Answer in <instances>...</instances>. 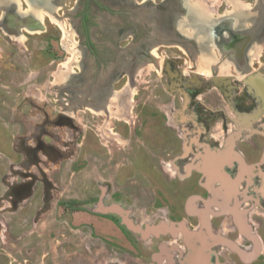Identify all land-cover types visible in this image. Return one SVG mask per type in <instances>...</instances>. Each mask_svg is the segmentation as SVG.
Masks as SVG:
<instances>
[{
  "label": "flooded vegetation",
  "instance_id": "obj_1",
  "mask_svg": "<svg viewBox=\"0 0 264 264\" xmlns=\"http://www.w3.org/2000/svg\"><path fill=\"white\" fill-rule=\"evenodd\" d=\"M64 5L67 0H0V51L24 45L27 35L43 31L48 17L64 30ZM71 5L72 67L60 70L64 79L57 81L63 91L40 105L20 99L18 111H11L8 119L11 131L23 133H15L12 142L10 133L7 139L0 135V150L11 149L16 153L13 162L24 169L10 170L12 180L0 181V203L10 204L4 211L15 213L37 185L41 210L48 211L58 179L48 172H58L65 157L75 158L77 173L88 167L94 182L102 179L111 148L139 142L138 136L127 139L136 135L126 128L133 119V77L151 67L163 78L162 90L170 98L162 109L173 124L162 141L169 147L168 162L161 161L168 166L166 175L159 159L152 162L158 172L148 174L153 194L167 200L153 210L166 217L150 220L157 214L149 208L139 209L138 215L128 210L118 218L112 203L102 200L113 199L118 206L127 191L112 197L109 185L99 184V193L88 198L97 201L93 211L115 216L119 224L124 216L141 228L135 251L140 254L125 264H264V213H259L264 210V0H224L217 9L209 0H73ZM161 48L177 49L190 65L178 54L162 55ZM0 69L8 73L10 63L3 61ZM26 103L40 119L33 122L28 114L20 127L15 119ZM64 128L71 131L66 140ZM148 141L162 147L155 135ZM204 169L217 174L219 193H233V208L205 209L220 196ZM227 180L232 181L223 188L221 182ZM240 183L245 192L238 196ZM172 231L184 240L176 244L175 238L167 239L168 234L174 237Z\"/></svg>",
  "mask_w": 264,
  "mask_h": 264
},
{
  "label": "rangeland",
  "instance_id": "obj_2",
  "mask_svg": "<svg viewBox=\"0 0 264 264\" xmlns=\"http://www.w3.org/2000/svg\"><path fill=\"white\" fill-rule=\"evenodd\" d=\"M72 1L67 0V5L62 6V10H60V14L66 23L64 30L48 17L43 19V31L27 35L29 41L25 42L24 45L6 47L4 50L9 51V53L0 51V63L4 61L7 64L9 62L11 68L8 73L0 69V135L1 138L6 137L7 139L10 133L9 142H12L15 133L20 135L22 132V130L17 131L16 129L15 132L11 131L12 123L8 119L11 111L14 109L16 112L18 111L20 99L27 97V100L32 101L34 105H40L39 103L45 97L51 99L58 95L59 90L63 91L57 81L64 79L60 70L72 67V57L69 56V53H72L69 51V47L73 48L70 41L72 26L69 23V17L72 16ZM153 1L158 2L160 0ZM223 1L209 0V4L217 9ZM243 1L252 2V0ZM67 34L70 35V38ZM68 41H70L69 45ZM160 52L162 55L178 54L179 56L176 58L182 57L185 66L190 65L189 60L177 49L161 48ZM73 69L75 70L74 67ZM158 74L152 71L151 67H147L133 77V83L135 84V79L137 81L136 89H134L136 93L134 90L132 92L135 94L131 103L133 105V119L126 128L127 131L134 129L136 135H131L127 139L132 140L138 136L139 142L128 146H124L121 142L122 144L117 145L116 148L112 147L111 161L106 165V167L109 166L108 170L104 171V167L101 168L102 179L97 178L94 182L89 175L88 167L77 173V169L72 167L75 158L65 157V160L60 163V173L55 169H52L51 173L48 172L51 179L58 177L57 182L54 183V191L51 192L48 211L41 210L42 198H40L38 185L33 188L31 197H25L26 199L18 204L15 213L10 214L4 211L7 208V210L10 209L8 200L0 203V264H125L133 261L132 255L138 256L140 254L139 251L135 254V251H137V246L141 244L138 235L141 233V228L139 226L135 228L137 224L128 219L126 222L124 216L120 217V221L123 223L119 224L115 216H105L94 212L93 209H96L97 201L93 202L88 198L99 193L98 184L109 185V196L112 195L113 197L118 190L127 191L125 199L117 202L118 206L113 203V199L102 200L105 205L107 202L112 203L111 212L117 214L118 218L119 214L128 210L138 215L139 209H151L152 213L157 214L150 220L157 217L162 220L166 217L162 211L153 210L154 207L166 206L167 200L159 199L162 196L158 198L157 195L153 194L156 190L148 175L149 173L154 175V170L158 172L154 167V164H157L155 159L160 160V165L166 175L168 166L161 164V161L164 159L166 163L168 162L169 158L166 153L169 152V147L166 146V148L162 141L167 137L170 127H173L171 121L163 113L164 108L162 109V106L170 97L163 92L160 84L161 81L163 82V78ZM8 79H11V83L5 81ZM63 98L66 100L65 96ZM24 109L25 111L18 115L20 118L15 119L16 125L21 127L25 121L24 117L28 114L33 116V122L39 121L40 113L36 109L26 106L19 111ZM83 129L86 131L87 128L84 127ZM115 131L119 132L120 130L118 128ZM70 132L69 129H63L65 140L71 136ZM153 135L158 138L162 147L156 146L154 148L151 141H148L153 138ZM140 141H143L144 145L140 146ZM135 145L137 146L135 147ZM6 150L5 152L0 150V181L8 182L12 180L10 170L23 172L24 169L17 162H13L16 153L9 148ZM149 164L153 166L148 167ZM147 168H150L151 172ZM35 170L32 167L30 171L35 173ZM110 171L111 179L108 178ZM122 171L123 174L127 175L128 180H125L127 177L122 175ZM206 172L204 169L203 174L206 175L207 179L208 174ZM208 176V180L213 181L211 188L215 189L214 187H216L215 192L219 193L217 189L221 185L215 181L217 174L212 173ZM20 179L23 180L22 177ZM227 179H230V176H227ZM230 181L232 180L221 182L223 188H227ZM240 184H238V196L245 192L244 186ZM124 186L126 188H123ZM140 188L143 189V195L139 193L141 192ZM2 190L3 186L0 182V193ZM223 192L219 193V200L212 201L211 207L208 202L206 203L207 207H203L214 212H220V209H224L225 212L233 208L235 196L227 190H223ZM61 202L65 205H62ZM259 213L263 214L264 210H260ZM130 216L131 214L127 217L130 218ZM111 219H113L112 222ZM139 221L142 220L137 218L136 222L140 223ZM172 232L175 234L174 237L171 238L168 234L167 239L175 238L176 244L184 240L180 233Z\"/></svg>",
  "mask_w": 264,
  "mask_h": 264
}]
</instances>
